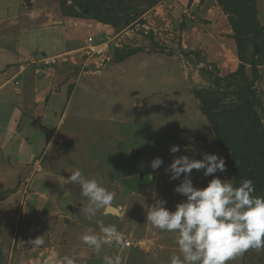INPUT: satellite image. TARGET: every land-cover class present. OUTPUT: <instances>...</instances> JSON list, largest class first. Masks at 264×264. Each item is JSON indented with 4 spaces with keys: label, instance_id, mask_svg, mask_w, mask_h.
Returning <instances> with one entry per match:
<instances>
[{
    "label": "rangeland",
    "instance_id": "1",
    "mask_svg": "<svg viewBox=\"0 0 264 264\" xmlns=\"http://www.w3.org/2000/svg\"><path fill=\"white\" fill-rule=\"evenodd\" d=\"M2 1L12 6L7 8L18 10L10 20L22 23L27 36L23 40L36 47L34 57L52 65V72L58 75L54 89L62 82L60 90H69L70 96L59 126L46 131L40 124L42 127L37 126L34 135L31 133L30 144L36 146L39 161L28 165L22 182L8 188V192H19L21 199H25L38 188L42 195L40 202L37 201L38 211L46 219L66 218L67 208L72 205L60 202L55 210L52 198L57 195L58 199L74 198L76 217L87 223L89 220L80 211L87 203L80 190H76L78 184H69L72 190L67 195L63 180L71 171L80 169L85 178L97 180L116 194L113 206L119 214L98 211L96 229L100 230L97 221L105 226L115 225L130 245L126 247L119 241L105 246L102 249L107 250L106 255L120 256L123 264H169L171 256L179 254L175 233L153 228L146 215L157 200L166 201L163 206L174 210L177 203L186 199L174 190L184 177L171 180L166 171L174 157L201 159L204 153H215L223 157L226 171L205 176L203 170H193L190 176L193 185L203 188L213 176L234 183L227 150L201 109L205 101L212 112L219 105L220 110L224 108L234 117L238 116L236 105L243 100L230 91L232 87L225 86L228 82L225 78L240 66L251 77L254 47L250 38L253 35L244 38L246 44L239 50L241 61L229 20L231 13L220 0ZM253 3L263 28L259 38L263 44L264 0H253ZM87 4L90 11L80 7ZM97 13L108 16L112 23L91 16ZM129 15L132 20L124 24L122 20ZM93 36L107 39L103 41L106 44L101 43V47L107 46L103 55L85 53L88 48L85 40ZM40 48L47 51L46 58L41 59ZM10 74L2 75L3 81H8ZM258 75L253 88L261 104L253 105L255 125L250 130L253 139L259 131L264 134V62L258 67ZM15 77L9 81L13 90L18 87L14 84L19 78L15 81ZM37 95L44 97L37 102L38 108L43 109L46 93ZM40 115L37 120L41 122ZM230 118L233 117L224 124L229 128ZM20 121L21 127L31 129L32 124L27 123L34 120L27 116ZM234 127L235 134L242 136L243 130L237 121ZM172 145L180 146V151L171 153ZM134 150L138 151V158L132 153ZM261 155L257 152L248 160L245 179L255 182L257 176L262 177L259 161L264 155ZM156 157L163 164L153 170L150 164ZM46 169L53 171L54 178L44 187L38 178ZM4 188H0V194L6 192ZM52 193L56 194L52 196ZM255 195L264 196L262 192ZM6 206L7 201H0V264H19L17 249L9 244L13 234L10 229L16 219ZM101 261L93 264H104ZM228 264H264V251L250 249Z\"/></svg>",
    "mask_w": 264,
    "mask_h": 264
},
{
    "label": "crops",
    "instance_id": "2",
    "mask_svg": "<svg viewBox=\"0 0 264 264\" xmlns=\"http://www.w3.org/2000/svg\"><path fill=\"white\" fill-rule=\"evenodd\" d=\"M7 6L12 7L0 0V81L3 82L0 85V188L6 187L4 188L6 192L0 194V201H7V210L12 211L14 220L16 219V224L14 223L12 228L10 227V232L13 234L9 244L16 247L18 259L20 262L23 261L21 264H66L64 257L70 258L73 264H84L85 261L91 264L100 262L103 256L106 255L107 250L101 249L99 253H96L80 239L81 235L88 232L100 233V230L96 229V217L87 223L79 220L76 217L77 210L73 209L74 198L70 200L66 197L58 199L56 198L58 195L52 198L51 204H54L55 210H58L57 206L60 202L72 205L67 208L66 218L60 220L52 216L46 219L38 211L37 201L40 202L39 196H42L38 188L35 191H30L32 195H26L25 199H21L19 192H8V188H14L16 183L22 182V177L27 174V167L33 161V165L39 161L36 160V146L30 144L31 133L34 135L37 126H41L40 124L43 125V130L46 131H50L49 129L55 128L57 125L59 126L70 96H68L69 90L65 92L60 90L62 82L58 81L60 83L57 82L59 88L54 89L56 86L54 85V81H56L54 79L58 75L52 72V65L44 64L37 57H34L36 47L33 43L29 45L28 42L23 40L27 36L23 32L22 23L16 20L11 21L18 10H11ZM32 46L34 49H32ZM20 49L22 51L19 54ZM46 55L47 51L40 48L41 59L46 58L44 57ZM23 60L25 62H22ZM4 74H10L11 78L15 75V81L17 77L19 78L16 81L17 84H14L18 85V87L16 86L17 90H13L12 82H9L11 78L8 81H3L2 75ZM38 92L40 94L44 93V95L46 93V102L42 107L43 109L38 108L37 102L44 98L43 96L38 97ZM36 111L43 116L41 122L37 120L40 114H37ZM27 116L34 120L27 123L28 125L32 124L31 129L21 127L22 120L20 121V119H26ZM15 141L18 143L15 144ZM63 174L67 175L66 172H63ZM52 176H54L53 171L46 169L44 174L38 178V181L46 187L50 182H53L54 177ZM65 189L66 194L69 195L72 190L69 188V184ZM78 189L79 185L76 187L77 191ZM55 194L52 193V196ZM83 198L88 203L87 198ZM112 212L115 213V211ZM117 214H119V211H117ZM19 221H22L23 225ZM41 235L45 240V244L34 247L30 241ZM101 262L104 263V261Z\"/></svg>",
    "mask_w": 264,
    "mask_h": 264
},
{
    "label": "clouds",
    "instance_id": "3",
    "mask_svg": "<svg viewBox=\"0 0 264 264\" xmlns=\"http://www.w3.org/2000/svg\"><path fill=\"white\" fill-rule=\"evenodd\" d=\"M169 151L177 153L180 146L172 145ZM162 164V159L156 157L150 167L156 170ZM193 170H203V175L209 176L226 171V165L223 157L215 153H204L201 159L174 157L166 171L171 180L184 177L174 190L186 199L177 203L174 210L163 206L166 201L157 200L146 215L153 228L175 233L179 254L172 255L169 264H228L250 249L264 251V196L254 195L252 180L243 179L236 185L231 180L213 176L205 187L198 188L190 179ZM148 179H152L151 175ZM63 180L64 184L79 185L81 195L88 201L80 211L88 220H93L98 211L104 214L113 211L116 194L97 180L85 178L80 169L71 171ZM97 224L99 234L88 232L80 237L94 252L99 253L103 247L121 241L122 235L115 225L105 226L102 221ZM30 243L40 247L45 240L41 235ZM64 261L73 264L68 257H64ZM103 261L104 264H123L120 256L105 255Z\"/></svg>",
    "mask_w": 264,
    "mask_h": 264
},
{
    "label": "trees",
    "instance_id": "4",
    "mask_svg": "<svg viewBox=\"0 0 264 264\" xmlns=\"http://www.w3.org/2000/svg\"><path fill=\"white\" fill-rule=\"evenodd\" d=\"M220 2L224 5V9L228 13H231L229 15V20L231 22L232 29L234 31V37L238 45L237 54L241 61L243 57L239 50L240 48H243V44H246L244 38H246L248 35H253L252 38H250V42L254 47L253 57L251 58V77L246 76L243 66H240L237 71L229 74L225 78V81H228L225 86L229 88L232 87L230 91H234L236 97L243 100L242 104L236 105V111L239 112L235 113L238 116L234 117V115L228 112L227 109L222 108V110H220L219 105L215 109L216 112H212L209 110L207 102L205 101L202 106L201 113H203L204 116H207L208 121L212 125L211 128L217 135L219 142L223 144V147L226 148L227 161L230 163V168L233 173L232 178L234 184L238 185L241 180L246 178L245 175L247 176L244 169L248 165V160L251 161L252 158H254L252 155L256 154L257 152L259 155H264V134L259 131L258 133L254 134V139L250 134L251 128L253 125H255L252 116L254 112L253 105L254 103L261 104V101L256 97L255 88L253 87L255 80H257L259 76L258 67L264 62V43L260 44L259 40L263 28L258 22L259 16L257 10L255 9L253 0H220ZM88 6L89 5L87 4L81 5L80 7L82 9L85 8L89 10ZM106 15L108 14L106 13ZM91 16L98 21L110 24L112 23L108 20L110 19L108 16L103 17L99 13L92 14ZM131 20L132 17L129 15L122 21H124V24H127ZM257 55H259V58ZM219 80L220 79H218L217 82H219ZM229 117H233L229 119L231 121L230 128L224 125ZM236 121L239 123V126L242 127V136L235 134L236 127L234 126ZM259 126L262 130L260 124ZM246 135H248V137H246ZM248 151L253 152V154H249ZM240 153L242 154L239 155ZM259 169H262L263 175L261 178L257 176V180L253 182V186L255 188L254 195L257 192H262L264 195V156L259 161Z\"/></svg>",
    "mask_w": 264,
    "mask_h": 264
},
{
    "label": "built area",
    "instance_id": "5",
    "mask_svg": "<svg viewBox=\"0 0 264 264\" xmlns=\"http://www.w3.org/2000/svg\"><path fill=\"white\" fill-rule=\"evenodd\" d=\"M87 42H88V48H87V50H85V53L87 55H90L91 53L98 54V55L104 54L107 46L104 48L101 47L102 46L101 43H103V39H97L96 37H89V38H87ZM106 43H103V44H106ZM100 61H102V60L100 59ZM121 243H124V245H126V247L130 245V242L123 240V238L121 239Z\"/></svg>",
    "mask_w": 264,
    "mask_h": 264
},
{
    "label": "water",
    "instance_id": "6",
    "mask_svg": "<svg viewBox=\"0 0 264 264\" xmlns=\"http://www.w3.org/2000/svg\"><path fill=\"white\" fill-rule=\"evenodd\" d=\"M132 153L135 155V158H138V156H139L138 151L134 150ZM116 214H117V213H116Z\"/></svg>",
    "mask_w": 264,
    "mask_h": 264
},
{
    "label": "bare ground",
    "instance_id": "7",
    "mask_svg": "<svg viewBox=\"0 0 264 264\" xmlns=\"http://www.w3.org/2000/svg\"><path fill=\"white\" fill-rule=\"evenodd\" d=\"M113 211H115V213H117V209L113 208ZM111 213H113V212H111Z\"/></svg>",
    "mask_w": 264,
    "mask_h": 264
}]
</instances>
